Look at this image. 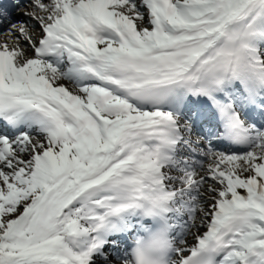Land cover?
<instances>
[{"label": "snow or ice", "instance_id": "obj_1", "mask_svg": "<svg viewBox=\"0 0 264 264\" xmlns=\"http://www.w3.org/2000/svg\"><path fill=\"white\" fill-rule=\"evenodd\" d=\"M0 264H264V0H0Z\"/></svg>", "mask_w": 264, "mask_h": 264}]
</instances>
